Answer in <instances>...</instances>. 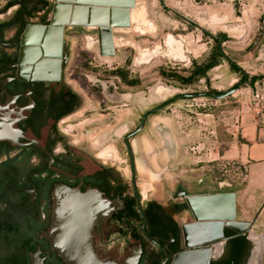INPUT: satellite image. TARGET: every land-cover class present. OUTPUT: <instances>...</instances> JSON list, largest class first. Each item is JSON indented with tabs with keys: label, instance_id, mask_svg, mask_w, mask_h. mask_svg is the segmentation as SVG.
I'll use <instances>...</instances> for the list:
<instances>
[{
	"label": "rangeland",
	"instance_id": "374dc122",
	"mask_svg": "<svg viewBox=\"0 0 264 264\" xmlns=\"http://www.w3.org/2000/svg\"><path fill=\"white\" fill-rule=\"evenodd\" d=\"M248 1L136 0L130 27L113 30V45L105 41H110L109 36L102 37L97 30H89L91 27L83 28L79 35L67 37L72 47L68 75L83 57L87 68L79 70L80 80L89 86L93 83L102 87L101 91L109 98V104L114 106L113 115H107L109 111L103 112L99 107V115L95 118L100 125L88 133L85 129H88L90 119L84 117V113L74 121L67 122L70 131L75 129V135L78 134L76 137L69 136L70 142L90 160V167H94L93 162L98 165L106 163L131 180L130 157L124 137L118 135V130L124 127L132 131L140 113H149L171 101L148 117L144 131L132 142L138 169L136 184L142 204L158 200L169 205L176 212L181 226L193 218L187 214L186 220L182 221L183 213L179 211V205H183L185 200L177 196L178 191L187 194L235 193L246 185V171L234 161L223 160L222 157L232 143L240 141L239 123L251 101L249 83L241 84L235 93L224 100H216L207 94L230 91L242 79V73H235L231 64H243L247 54L264 47V25L254 28L250 18H243L242 21L238 18L241 14H236V8L241 12ZM219 4L235 6L234 13L231 9L227 11V16L232 17L228 28L243 24L244 29L238 36L244 37L224 41L223 52L227 58H219V66L212 69L205 79L183 85L170 75L174 73L186 78L193 69V63L203 65L212 54H216L218 43L206 31L214 32L218 39L222 33L209 25L206 16L210 6ZM231 33L234 35V32ZM102 34L109 32L103 31ZM172 37L182 41L185 60L169 57L168 41L170 39L172 44ZM129 57L131 63L127 64ZM246 62L249 63H246V69L250 71L252 61ZM96 66L98 72L95 75L87 71ZM127 67H131L133 76L141 77L142 85L138 89L125 88L118 79L105 77L108 75L105 71ZM71 86L79 91L73 81ZM109 119L112 122L104 124ZM209 174L214 176L212 183L206 181ZM243 217L240 209L237 210V219ZM250 236L260 240L259 230L254 229ZM103 248L100 258L120 259L123 264L124 257H130L138 245L132 236L121 232L113 235L107 247ZM256 256L259 258L255 257L253 264L259 260L263 264L264 251L262 256L259 252Z\"/></svg>",
	"mask_w": 264,
	"mask_h": 264
},
{
	"label": "flooded vegetation",
	"instance_id": "af4514ba",
	"mask_svg": "<svg viewBox=\"0 0 264 264\" xmlns=\"http://www.w3.org/2000/svg\"><path fill=\"white\" fill-rule=\"evenodd\" d=\"M55 7V0H0V264H34L36 261L41 264H67L60 253L51 248L49 240L59 188L79 191L81 195L92 191L108 205L106 216L98 214L92 220L91 243L98 256H101L103 247H107L113 235L132 229L143 232V239L132 237L143 248L145 240L148 241L144 235L147 225L145 212L150 214L156 208L149 206L153 202L157 203L161 212V229L167 231V238L159 245L169 247L174 256L183 248L181 230L179 237L175 231V227L181 229V225L176 212L158 200H149L144 205L141 202L139 206L137 194L140 201L142 198L136 184L138 169L132 142L144 131L148 117L171 101L149 113H140L132 131L124 127L118 130V135L124 137L130 157L131 180L106 163L98 165L91 161L94 167H90V160L70 142L69 136L76 137L78 134L75 135V129L70 131L67 122L74 121L84 113L83 116L90 119L88 129H85L88 133L100 125L95 118L99 115V109L102 107L101 111H109L107 115H113L114 106L109 104V98L101 91L102 87L93 83L89 86L80 80L79 70L87 68L83 57L68 75L72 47L67 37L79 35L89 25L57 24V29L51 35L50 47L47 46V54L33 65L20 64L22 37L26 29L29 26H50ZM90 27L92 29L89 30H97L99 34L98 27ZM218 43L221 50V38ZM128 63H131L130 57ZM97 68L92 67L87 71L95 75ZM40 70L41 75H38ZM130 70L131 67L113 68L105 71L108 72L105 77L118 79L125 88L138 89L142 85L141 77L133 76ZM118 73L126 76L127 83ZM71 81L79 87L78 92L71 86ZM228 92H213L207 96H223ZM183 194L189 196L185 191H178L177 196L183 198ZM132 198L136 199V208L144 219L143 224L130 220L129 199ZM179 211L183 213L182 221L186 220L188 213L184 204L179 205ZM153 247L163 253L161 249ZM127 258L124 257L123 264ZM113 259L121 264L120 259Z\"/></svg>",
	"mask_w": 264,
	"mask_h": 264
},
{
	"label": "water",
	"instance_id": "95a60500",
	"mask_svg": "<svg viewBox=\"0 0 264 264\" xmlns=\"http://www.w3.org/2000/svg\"><path fill=\"white\" fill-rule=\"evenodd\" d=\"M55 14L50 26H29L22 37V51L20 64H35L47 53L50 47L51 35L57 29V24L71 25L74 12L81 13L80 25L98 27L101 36L103 31H108L113 45V30L130 27L131 12L135 8L136 0H55ZM67 13L62 20L58 19L59 13ZM74 13V14H72ZM119 15V16H118ZM56 19V20H55ZM58 20V21H57ZM170 39L168 47L169 57L175 60H185L184 45L182 41ZM221 43L220 54L227 58L223 52ZM153 55H156L153 54ZM44 62L42 61L41 64ZM41 75V70L38 71ZM237 88L223 96L212 95L217 100L230 97ZM139 206L141 207L140 197ZM185 208L194 223L184 222L181 226V241L183 248L176 255H171L169 247L162 248L144 232L147 240L155 247L162 250L165 259L161 264H212L220 259L226 247L228 238L225 230L233 231L237 236L248 235L253 244L248 264H251L258 250H264V236L260 241L250 236L254 230L255 222L237 221V195L236 193H221L210 196H186ZM56 212L53 227L49 234L51 248L62 256L67 264H117L111 258H100L94 252L91 243L92 220L98 215L106 216L109 211L108 205L94 192L81 195L79 191L67 188H59L56 194ZM144 230L145 227L143 226ZM262 250V253H263ZM143 252L142 245L136 248L124 264H138ZM34 264H41L36 261Z\"/></svg>",
	"mask_w": 264,
	"mask_h": 264
},
{
	"label": "crops",
	"instance_id": "0c3cea01",
	"mask_svg": "<svg viewBox=\"0 0 264 264\" xmlns=\"http://www.w3.org/2000/svg\"><path fill=\"white\" fill-rule=\"evenodd\" d=\"M210 7L211 8L207 12L206 16L208 20L207 22L211 27L220 29V32L222 33V35H220V38H223L225 42L231 40L232 38L240 40L243 39L244 36H241L240 38L238 36V34H240L244 29L243 24L240 26L236 24L234 28H228L229 21L232 19V17L227 16V11L228 9H231V11L234 13L235 6L231 4H219V6L212 5ZM239 13L241 14V16L239 15L238 18H241L242 21L243 18H250L253 22L252 25H254V28L256 25H264V0L248 1L246 6H244L243 10ZM234 20L235 22H238L236 18H234ZM206 32H209L212 38H217L215 37L216 35L214 32ZM231 32H234V35H232ZM245 59L246 61H252L250 62V71L246 69V63L248 62L244 61L243 64H236L241 70L242 77L245 75L250 79L258 78V80L263 78L264 47L262 49L260 48L254 50L253 52H250L246 55ZM239 130L241 136L240 141L237 143H232L230 147L225 150L223 157L220 155V158L222 157L223 160H232L238 165L239 168H242L246 171V185L241 190H237L235 192L237 195V210L239 211L240 209L241 213L244 216L243 219H237V221L250 223L256 221L254 229L259 230L260 236H264V128L257 126L254 120V116L251 113L250 107H247L245 115H243V117L241 118V123H239ZM213 178L214 176L209 174V177L206 178V181L212 183ZM200 182L203 183V181ZM221 193L226 192L221 191L214 194L199 192L197 194H189V196H210ZM188 223H194V220L192 219ZM230 233L234 232L229 229L225 230V237L228 238V241L226 242L224 254L220 259L213 262L221 261L223 257L230 252L229 249L233 247L235 239L244 236H235L229 239ZM246 236L247 239L250 240L248 235ZM262 250L263 249L258 250V252L261 253V256ZM260 262L261 260H259L257 264H260Z\"/></svg>",
	"mask_w": 264,
	"mask_h": 264
},
{
	"label": "trees",
	"instance_id": "16d2710c",
	"mask_svg": "<svg viewBox=\"0 0 264 264\" xmlns=\"http://www.w3.org/2000/svg\"><path fill=\"white\" fill-rule=\"evenodd\" d=\"M237 13L239 12V8H236ZM213 39V38H212ZM222 39V42L224 43V39ZM215 41L220 40L214 39ZM223 56L220 54V46L219 43L217 45L216 54H212L209 61L203 65H199L198 63H193V69L190 72V75L186 78L180 77L179 75H170L172 78H175L179 82H181L183 85H192L196 83L197 81H200L201 79H205L208 75V73L219 66V58H222ZM231 68L235 73H241L240 68L232 63ZM119 74V73H118ZM120 75V74H119ZM167 76V75H166ZM120 77L123 79L124 82L127 83V78L124 75H120ZM168 77V76H167ZM258 78H249L248 76H243L240 83L236 86L238 88L241 84L249 83V86H251L254 82H256ZM129 205L131 207L130 210V220L133 222H136L138 224H143L144 219L139 215L137 208H136V199L132 198L129 199ZM149 206H154L156 208L152 209L150 214L148 212H145V219L147 221L146 225V234L149 238L157 242L158 244L162 245L164 243V239L167 238V231L164 229H161V224L163 220L161 219V212L159 210V206L156 202L151 203ZM175 231L178 234V237L180 235V228L175 227ZM130 236L137 239H143V232L141 230L132 229V231H128ZM128 232H124V234L128 235ZM228 235V234H227ZM237 236L235 233L229 234V239ZM253 249V244L250 240L247 239V236H243L241 238L235 239V243L233 244V247L229 249V253H227L221 261L218 262H212V264H247L248 259L251 255V251ZM164 261V254L158 251V249L154 248L148 241L145 240V245L143 247V255L140 258V264H161Z\"/></svg>",
	"mask_w": 264,
	"mask_h": 264
},
{
	"label": "built area",
	"instance_id": "2783aa9c",
	"mask_svg": "<svg viewBox=\"0 0 264 264\" xmlns=\"http://www.w3.org/2000/svg\"><path fill=\"white\" fill-rule=\"evenodd\" d=\"M250 110L257 126L264 128V77L251 86Z\"/></svg>",
	"mask_w": 264,
	"mask_h": 264
},
{
	"label": "bare ground",
	"instance_id": "6f19581e",
	"mask_svg": "<svg viewBox=\"0 0 264 264\" xmlns=\"http://www.w3.org/2000/svg\"><path fill=\"white\" fill-rule=\"evenodd\" d=\"M75 13V14H74ZM74 13H72V14H74V18H73V21H74V23H80V22H82L81 20V13L80 12H78V11H76V12H74ZM68 16V12L67 13H59L58 14V19L59 20H62V18L63 17H65V16ZM88 28H90V26L88 27ZM51 42V41H50ZM257 253H258V251H257ZM257 253L255 254V257H257L256 255H257ZM255 257H254V259L252 260V262H251V264H253L254 263V261H255ZM257 258H259V257H257Z\"/></svg>",
	"mask_w": 264,
	"mask_h": 264
}]
</instances>
